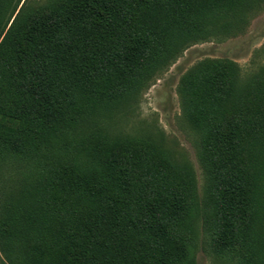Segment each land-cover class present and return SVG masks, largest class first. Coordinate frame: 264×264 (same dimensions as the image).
Returning <instances> with one entry per match:
<instances>
[{
	"label": "trees",
	"instance_id": "obj_1",
	"mask_svg": "<svg viewBox=\"0 0 264 264\" xmlns=\"http://www.w3.org/2000/svg\"><path fill=\"white\" fill-rule=\"evenodd\" d=\"M259 1L51 0L15 15L21 0H0V15L14 5L0 29L4 263L196 264L202 222L225 264H264V67L244 81L204 60L181 81L202 197L190 166L103 126Z\"/></svg>",
	"mask_w": 264,
	"mask_h": 264
},
{
	"label": "rangeland",
	"instance_id": "obj_2",
	"mask_svg": "<svg viewBox=\"0 0 264 264\" xmlns=\"http://www.w3.org/2000/svg\"><path fill=\"white\" fill-rule=\"evenodd\" d=\"M51 0H21L15 15L21 9L32 14L35 9L49 4ZM14 5L11 6L12 11ZM9 11L0 15V29L11 15ZM12 19L7 25H11ZM204 60L228 61L240 70L241 80L264 67V0L248 14V23L241 31L230 34L223 40L197 43L185 49L163 72L159 73L144 88L135 102L122 108L111 118L104 119L106 134L115 139H133L152 142L167 150L175 161L190 166L197 180L198 194L202 197L204 188L203 171L198 159L201 144L198 132L189 124L186 112V98L180 87L182 79ZM23 186L21 181H17ZM0 194V218L2 215ZM22 203L14 206V213ZM12 213V214H14ZM15 214L13 216H15ZM196 264H225L210 246V237L202 229L198 231ZM5 258L0 246V264Z\"/></svg>",
	"mask_w": 264,
	"mask_h": 264
}]
</instances>
